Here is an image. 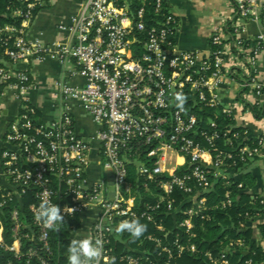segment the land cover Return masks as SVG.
Here are the masks:
<instances>
[{
    "label": "built area",
    "instance_id": "built-area-1",
    "mask_svg": "<svg viewBox=\"0 0 264 264\" xmlns=\"http://www.w3.org/2000/svg\"><path fill=\"white\" fill-rule=\"evenodd\" d=\"M51 3L6 1L0 18L11 22L0 24V94L12 91L24 98L31 89L30 69L21 65L53 58L72 67L57 84V92L66 105L75 103L98 126L93 139L103 177L90 180L93 139L77 133L68 110L56 120L45 121L37 108L23 101L17 119L8 124L0 140V247L16 257H28L26 264H33L34 259L37 264H61L51 243L59 221L46 227L36 219L40 204L47 200L58 205L63 219L82 220L77 234L84 218L95 213L90 238L101 242L99 264H171L186 254L202 255L210 264H233L223 252L218 257L212 251L200 252L194 242V218L210 219L204 214L209 210L206 198L200 194L213 186L212 175L226 181L232 178L229 173L234 174L230 169L222 171L232 155L216 144L220 133L215 119L204 127L195 110L221 107L223 113L235 117L236 109L244 106L239 101L237 107H225L221 98L233 58L246 67L240 84L242 98L263 96V88L252 75L264 52V35L250 41L249 48L243 44L249 41L240 35L248 21L261 23L264 0H236L234 33H229V22L214 32L207 56L179 49V19L166 0H80L78 13L61 27L67 35L61 45L30 32L37 16ZM210 45L220 49L211 51ZM77 78L80 83H72ZM228 134L229 130L223 132L225 137ZM263 148L264 138H260L257 145L240 152L254 158ZM211 153H217L214 161ZM188 164L191 173H179ZM130 165L144 179V190L149 192L147 182L156 183L159 193L151 194L154 203L144 202L135 189ZM178 191L186 195L180 201L174 196ZM234 202L228 192L220 207L226 209ZM162 211L166 217L159 218ZM168 215L183 218L175 234L167 229ZM2 216L10 224V243L5 241ZM134 218L146 228L141 236L133 237L127 230L117 233L122 221ZM148 224L154 226L152 230ZM245 248L243 239L225 246L230 252Z\"/></svg>",
    "mask_w": 264,
    "mask_h": 264
},
{
    "label": "crops",
    "instance_id": "crops-1",
    "mask_svg": "<svg viewBox=\"0 0 264 264\" xmlns=\"http://www.w3.org/2000/svg\"><path fill=\"white\" fill-rule=\"evenodd\" d=\"M167 7L179 19V28L176 34V41L179 49L186 51H196L207 56L209 50V40L211 35L225 27L227 23L234 19L233 6L231 0H166ZM80 9V0H52V3L44 9L36 18L30 32L34 37H40L45 42L52 45L65 44L67 35L61 30L62 26L68 25L74 15ZM260 35H264V24L248 21L242 32L241 39L254 42ZM22 69H30L33 79L32 87L24 98H19L12 91L0 94V140L6 132L10 122L17 119L21 103L27 101L39 111V117L45 121H53L61 117L66 110L72 116L74 127L77 133L89 140H92L98 131V126L92 118L82 108L75 103L65 104L58 95L57 84L65 79L72 67H64L58 60L47 58L42 62H35L31 65H21ZM246 67L235 58L231 60L229 66L230 78L221 90V98L225 107L234 108L239 104V98L243 90L241 88L242 75ZM237 74H239L237 76ZM255 78L264 90V52L260 55L255 66ZM48 82L47 92L52 93L57 99V103L52 108L42 109L37 104L35 96L42 93L46 82ZM72 83H80V79H73ZM247 102L254 104L256 101H264L263 96L258 99L248 97ZM237 126L249 132L250 136L256 139L264 137V119H257L250 109L243 106L237 108L235 112ZM98 144L93 139V150L91 153V165L88 176L91 181L102 179L103 173L96 149ZM183 163V161H180ZM255 179V186L251 193L253 196L264 198V148L257 160H254L245 170ZM233 179H239L241 174H228ZM95 213H90L84 218L83 228L77 234V240L90 237V228L95 221ZM264 225V210L253 218L247 228L251 232L250 243H255L264 251V234L260 226ZM250 249V246L247 247ZM247 254V252H245ZM264 264V263H262Z\"/></svg>",
    "mask_w": 264,
    "mask_h": 264
},
{
    "label": "trees",
    "instance_id": "trees-1",
    "mask_svg": "<svg viewBox=\"0 0 264 264\" xmlns=\"http://www.w3.org/2000/svg\"><path fill=\"white\" fill-rule=\"evenodd\" d=\"M7 0H0V13L3 14L6 8ZM232 6L235 11L236 0H231ZM238 16L236 17V20ZM11 22L9 19L0 18V24H5ZM234 21H229L228 25L230 27L229 33H234L235 29L232 28ZM261 23L264 24V12L261 15ZM246 48H249L251 42H243ZM211 51H216L220 49L219 46L210 45ZM236 53V49H233ZM238 53V52H237ZM255 77V74L252 75ZM246 92H251V90L246 89ZM188 100L192 99V94L189 93ZM239 101L244 104V106L253 113L255 118L264 119V103L261 105L249 104L246 99L242 97ZM201 109L202 111H198ZM199 117H202V125L206 127L209 119H215L217 128L216 130L220 133V138L216 141L217 146L221 151L231 154L232 159H227L226 165L222 168L223 170H231L235 174H241L239 179L230 178L226 181H219L214 175L211 176V181L213 186L206 192L195 191L197 195H202L201 197L206 198V205L209 208L204 214L210 216V219H202L201 216L194 218V233L196 238L194 242L198 246L200 252L212 251L217 257L223 252L229 257V260L233 264H242L246 261H251L252 264H262L264 263V251L260 248L258 244L250 243L251 232L247 228L248 223L255 218L259 212L264 210V204H261V200H253L251 190L255 186V179L250 173H245V169L258 157L249 158L248 156H243L240 150L245 147H254L258 144L259 139L250 136L247 130L237 126L236 120L233 116H228L223 113L222 108L218 107L216 109H208L203 107H197L195 110ZM229 130L230 134L226 137L223 136V132ZM264 138V137H263ZM217 153H211V161H214ZM244 158L245 160H243ZM210 169L214 171L212 165H209ZM130 170V180L133 182L135 189L141 192L144 196V202L154 203L152 198L153 194L159 193V188L155 182H147L149 187V192L144 190L141 186L145 183L144 179L137 174V169L135 165L129 166ZM192 171V166L190 164L179 170V173L189 174ZM160 178L159 180H162ZM242 184V187H239ZM194 185V184H193ZM230 192L232 197L235 198V202L231 207L222 209L220 204L225 200L226 194ZM196 195V196H197ZM178 201L186 197L182 192H176L174 195ZM219 206V207H218ZM166 217L165 213L160 214L158 217ZM182 216H167V229L171 231L172 234L178 232L175 229L177 223L182 221ZM1 221L4 226V237L5 241L11 242V232L10 224L5 216L1 217ZM82 226V220L80 218H68L59 221V224L55 231L51 233V243L52 249L56 257L58 256L61 264H65L66 256L68 255V245L72 240H75V236L78 230ZM153 229V225L148 224ZM264 234V225L260 226ZM141 236V235H140ZM185 237V236H184ZM238 239H243L246 244L245 250L241 251H228L225 249L231 241H236ZM250 246L248 250L247 247ZM27 250L24 249L23 253ZM247 252V254H245ZM28 257H16L12 252L6 248L0 247V264H26ZM33 264H37L36 260H33ZM171 264H210L208 260L202 255H191L186 254L181 259H175Z\"/></svg>",
    "mask_w": 264,
    "mask_h": 264
},
{
    "label": "clouds",
    "instance_id": "clouds-1",
    "mask_svg": "<svg viewBox=\"0 0 264 264\" xmlns=\"http://www.w3.org/2000/svg\"><path fill=\"white\" fill-rule=\"evenodd\" d=\"M37 221H42L46 227H51L56 221H63L61 209L44 200L36 215ZM127 230L133 237H139L146 230L138 219L122 221L116 231L117 233ZM101 255V242L93 241L92 238L72 240L68 245L67 264H99Z\"/></svg>",
    "mask_w": 264,
    "mask_h": 264
},
{
    "label": "rangeland",
    "instance_id": "rangeland-1",
    "mask_svg": "<svg viewBox=\"0 0 264 264\" xmlns=\"http://www.w3.org/2000/svg\"><path fill=\"white\" fill-rule=\"evenodd\" d=\"M46 82L45 87L43 86L42 88H44V90L42 91V93H38L35 98H36V102L37 104L40 106V108L42 109H48V108H52L53 106L56 105L57 103V99H55V96L52 93L47 92V88H48V82Z\"/></svg>",
    "mask_w": 264,
    "mask_h": 264
},
{
    "label": "water",
    "instance_id": "water-1",
    "mask_svg": "<svg viewBox=\"0 0 264 264\" xmlns=\"http://www.w3.org/2000/svg\"><path fill=\"white\" fill-rule=\"evenodd\" d=\"M110 185H111V187H112V185H113V179H112V176H110Z\"/></svg>",
    "mask_w": 264,
    "mask_h": 264
}]
</instances>
